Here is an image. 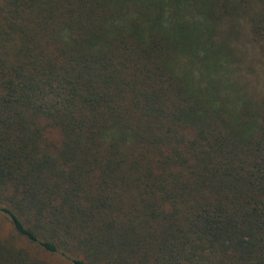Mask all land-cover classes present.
Segmentation results:
<instances>
[{"label":"trees","instance_id":"16d2710c","mask_svg":"<svg viewBox=\"0 0 264 264\" xmlns=\"http://www.w3.org/2000/svg\"><path fill=\"white\" fill-rule=\"evenodd\" d=\"M0 264H264V0H0Z\"/></svg>","mask_w":264,"mask_h":264},{"label":"rangeland","instance_id":"374dc122","mask_svg":"<svg viewBox=\"0 0 264 264\" xmlns=\"http://www.w3.org/2000/svg\"><path fill=\"white\" fill-rule=\"evenodd\" d=\"M195 67L197 69V72L199 74V78L200 79H203V74H204V71H203V62L202 61H196L195 62ZM188 68V66L186 67V69ZM190 72V71H189ZM191 73V72H190Z\"/></svg>","mask_w":264,"mask_h":264}]
</instances>
